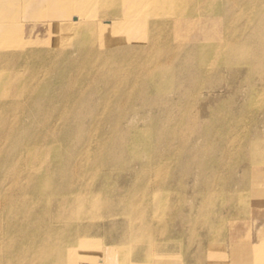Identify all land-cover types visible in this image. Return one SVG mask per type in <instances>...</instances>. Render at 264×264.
Here are the masks:
<instances>
[{
  "label": "bare ground",
  "instance_id": "1",
  "mask_svg": "<svg viewBox=\"0 0 264 264\" xmlns=\"http://www.w3.org/2000/svg\"><path fill=\"white\" fill-rule=\"evenodd\" d=\"M23 5L0 0V264H264V0Z\"/></svg>",
  "mask_w": 264,
  "mask_h": 264
},
{
  "label": "rangeland",
  "instance_id": "2",
  "mask_svg": "<svg viewBox=\"0 0 264 264\" xmlns=\"http://www.w3.org/2000/svg\"><path fill=\"white\" fill-rule=\"evenodd\" d=\"M16 1V0H15ZM17 1H20V2H23L24 3V5H23V7H21V11H22V13L23 14H27V16H30L32 19L34 18V19H36V18H38L39 17V10L40 9H38L39 8V6H35V1L36 0H17ZM26 2H28V5H26ZM193 33V32H192ZM191 33V34H192ZM202 36H203V34L202 33H193L192 35H191V38L190 39H201L202 38ZM173 93L171 92L170 93V95H172ZM135 108H137V107H135ZM139 125H142V123H140V122H137ZM126 124H131V123H128V122H124V125H126ZM106 127L108 128L109 127V124H106ZM114 134V133H113ZM112 134V135H113ZM201 141H202V139L201 138H199V139H197L196 140V143L197 144H199V143H201ZM147 145H146V147H148L149 149H151V144H148V143H146ZM140 165H136L135 166V168L136 169H138V167H139ZM196 171V170H195ZM189 182V185H190V188H193V187H198L197 185L201 182V178H198V177H196V176H194V177H190L189 178V181L188 180H186V184ZM95 227V226H94ZM94 227L92 228V229H90V230H93L94 229ZM89 230V231H90ZM126 231H128V232H130L131 231V229H128V230H126ZM112 232V235H110V239H112L113 237H114V239L117 237V235H120V234H124V230L122 229V228H116V229H114V230H112L111 231ZM92 248V247H91ZM97 249V248H96ZM93 252H94V250H93ZM99 252V251H98ZM94 257H96L97 258V261H102V259H103V257H99V256H97V250H95V252H94ZM170 257H173L174 258V264H183V253L181 252V250H178V251H176L175 253L174 252H172V254H169V257L168 258H170ZM192 259H189L188 261H190V262H192L191 261Z\"/></svg>",
  "mask_w": 264,
  "mask_h": 264
}]
</instances>
